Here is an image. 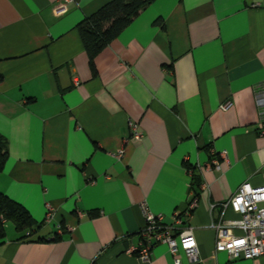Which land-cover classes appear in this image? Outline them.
Returning <instances> with one entry per match:
<instances>
[{
	"label": "crops",
	"instance_id": "crops-1",
	"mask_svg": "<svg viewBox=\"0 0 264 264\" xmlns=\"http://www.w3.org/2000/svg\"><path fill=\"white\" fill-rule=\"evenodd\" d=\"M107 1L0 0V191L34 221L5 223L0 264H174L163 242L146 263L127 251L143 203L166 224L184 212L192 172L198 202L174 226L193 229L197 264H264L215 252L210 226L242 183H264V0H153L97 54L93 74L75 26Z\"/></svg>",
	"mask_w": 264,
	"mask_h": 264
},
{
	"label": "built area",
	"instance_id": "built-area-1",
	"mask_svg": "<svg viewBox=\"0 0 264 264\" xmlns=\"http://www.w3.org/2000/svg\"><path fill=\"white\" fill-rule=\"evenodd\" d=\"M65 9L63 3L55 7L57 13H62ZM255 102L258 110L256 131L259 136L264 138V85L256 92ZM230 105L231 101L227 100L220 104V108L225 110ZM128 127L130 138L138 140L142 137L143 134L137 122L129 121ZM122 153V150L118 151L119 156ZM214 165L219 168L218 161H214ZM197 202L198 196L191 190L184 212H174V223L183 224V220L191 214ZM221 204V221L210 225L216 233L214 251H223L230 258L244 260H254L264 255V183L253 186L248 182H244L231 197ZM228 208L236 213L238 217L225 219L224 212ZM142 209L145 224L139 232L140 241L137 245L131 246L127 251L128 253L137 254L139 260L146 263L150 260L152 247L159 242H163L168 245L174 264H183L179 255L180 249L183 250L190 264L199 262L197 240L191 227H183L178 230L174 223H164L162 215L151 212L144 203ZM52 214V208L47 204L46 220L49 221ZM56 229L61 231V225L57 224Z\"/></svg>",
	"mask_w": 264,
	"mask_h": 264
},
{
	"label": "trees",
	"instance_id": "trees-1",
	"mask_svg": "<svg viewBox=\"0 0 264 264\" xmlns=\"http://www.w3.org/2000/svg\"><path fill=\"white\" fill-rule=\"evenodd\" d=\"M153 0H109L96 11L85 16L75 26L81 38L83 48L88 56L89 66L95 74L94 59L103 48L115 38L138 13L148 6ZM8 156L6 143L0 135V170ZM200 184V178L194 172L191 173L190 187L193 189ZM10 221L17 231L29 230L34 221L28 210L17 201L9 198L0 191V240L5 237V223ZM29 236H22L27 239ZM59 237L55 234L52 239ZM42 238H38V240Z\"/></svg>",
	"mask_w": 264,
	"mask_h": 264
}]
</instances>
